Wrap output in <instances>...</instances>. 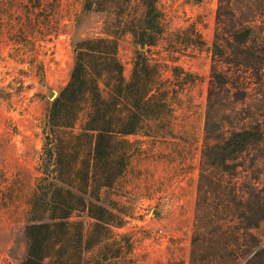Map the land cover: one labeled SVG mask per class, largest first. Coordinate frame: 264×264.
Instances as JSON below:
<instances>
[{
	"label": "trees",
	"instance_id": "16d2710c",
	"mask_svg": "<svg viewBox=\"0 0 264 264\" xmlns=\"http://www.w3.org/2000/svg\"><path fill=\"white\" fill-rule=\"evenodd\" d=\"M109 1L84 0V5L106 9ZM141 1L143 12L128 30L146 49L136 51L129 77L116 37L98 35L76 42L70 78L44 121L27 255L18 264H83L85 252L93 246L116 242L112 226L123 224L127 212L98 200L101 188L112 185L130 162L132 150L123 145L130 142L127 136L145 125L171 124L180 91L199 77L177 63L172 65V75L165 74L164 62L150 51L167 33L165 11L159 0ZM178 33V41L168 49L174 62L177 51L186 53L189 47L206 44L195 21ZM209 50L213 67L206 130L210 136L203 152L189 264H264V231H260L264 228V152L251 155L252 149L263 145L264 124L242 116L227 126L225 111L226 100L246 96L247 73L254 71L257 77L264 73V33L242 20L231 0H219ZM222 63H228V68H222ZM229 151L237 159L232 164ZM82 158L84 166L78 167ZM84 211L94 219L88 232L85 221L76 217ZM120 247L114 255H120Z\"/></svg>",
	"mask_w": 264,
	"mask_h": 264
},
{
	"label": "rangeland",
	"instance_id": "374dc122",
	"mask_svg": "<svg viewBox=\"0 0 264 264\" xmlns=\"http://www.w3.org/2000/svg\"><path fill=\"white\" fill-rule=\"evenodd\" d=\"M159 4L167 33L151 48L152 55L162 59L167 75L177 63L199 77L180 91L171 124L145 125L127 136L130 142L123 145L132 150L130 162L112 185L101 188L98 200L127 212L126 220L112 226L116 242L93 246L85 252L83 264H189L203 152L210 136L209 49L219 0ZM231 7L264 33V0H231ZM142 12L141 0H112L106 9H88L84 0H0V264H18L27 255L31 198L41 174L43 125L52 101L70 78L76 42L98 35L116 37L129 77L136 51L146 49L128 30ZM194 21L206 44L189 47L186 53L177 51L174 62L168 49L178 41L179 30ZM221 67L227 69L228 63ZM247 75L246 96L226 100L227 126L242 116L264 124V73ZM262 152L264 142L251 155ZM227 154L231 164L237 160L232 151ZM77 166H84L83 158ZM79 214L76 217L85 221L88 232L94 219L86 211Z\"/></svg>",
	"mask_w": 264,
	"mask_h": 264
}]
</instances>
